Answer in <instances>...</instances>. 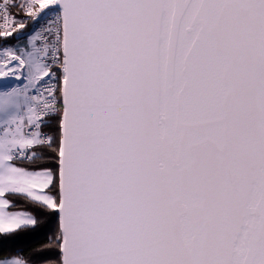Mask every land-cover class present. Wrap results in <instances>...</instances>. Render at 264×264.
Returning <instances> with one entry per match:
<instances>
[{"label": "snow or ice", "instance_id": "6c2138e0", "mask_svg": "<svg viewBox=\"0 0 264 264\" xmlns=\"http://www.w3.org/2000/svg\"><path fill=\"white\" fill-rule=\"evenodd\" d=\"M0 264H264V0H0Z\"/></svg>", "mask_w": 264, "mask_h": 264}, {"label": "trees", "instance_id": "16d2710c", "mask_svg": "<svg viewBox=\"0 0 264 264\" xmlns=\"http://www.w3.org/2000/svg\"><path fill=\"white\" fill-rule=\"evenodd\" d=\"M54 227V225H53ZM51 233L48 232V235H50ZM40 235H43V233H41ZM35 238H38V236L36 234H32V233H29V234H25L21 237V240L23 243H29L31 240L35 239Z\"/></svg>", "mask_w": 264, "mask_h": 264}]
</instances>
